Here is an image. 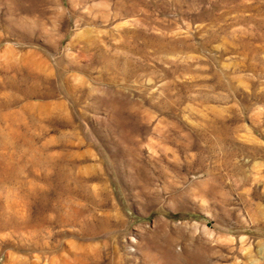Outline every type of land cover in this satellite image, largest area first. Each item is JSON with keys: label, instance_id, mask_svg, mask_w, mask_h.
<instances>
[{"label": "rangeland", "instance_id": "rangeland-1", "mask_svg": "<svg viewBox=\"0 0 264 264\" xmlns=\"http://www.w3.org/2000/svg\"><path fill=\"white\" fill-rule=\"evenodd\" d=\"M0 264H264V0H0Z\"/></svg>", "mask_w": 264, "mask_h": 264}]
</instances>
